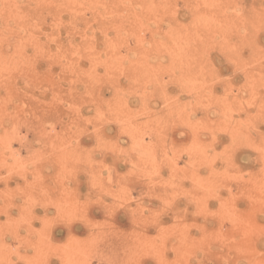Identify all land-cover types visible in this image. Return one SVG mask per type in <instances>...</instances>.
Masks as SVG:
<instances>
[{
    "label": "rangeland",
    "instance_id": "374dc122",
    "mask_svg": "<svg viewBox=\"0 0 264 264\" xmlns=\"http://www.w3.org/2000/svg\"><path fill=\"white\" fill-rule=\"evenodd\" d=\"M0 111L5 262L264 264V0H0Z\"/></svg>",
    "mask_w": 264,
    "mask_h": 264
},
{
    "label": "bare ground",
    "instance_id": "6f19581e",
    "mask_svg": "<svg viewBox=\"0 0 264 264\" xmlns=\"http://www.w3.org/2000/svg\"><path fill=\"white\" fill-rule=\"evenodd\" d=\"M0 112H1V111H0ZM4 112H5V111H4ZM2 115H3V111H2ZM4 115H6V114H4ZM1 117H2V116H1ZM14 162H15V161H14ZM11 167H12V166H11ZM92 175H93V174H92ZM92 177H93V176H92ZM29 191H30V190H29ZM27 193H28V192H27ZM64 200H65V199H64ZM45 205H46V204H45ZM52 206H53V205H52ZM0 210H1V208H0ZM61 211H63V210H61ZM46 221H47V220H46ZM46 224H47V223H46ZM44 227H45V226H44ZM17 228H18V227H17ZM8 229H9V228H8ZM30 230H31V229H30ZM4 231H5V230H4ZM9 231H11V229H10ZM31 231H33V230H31ZM3 233H4V232H3ZM32 233H33V232H32ZM36 235H37V234H36ZM39 236H41V235H39ZM15 237H16V236H15ZM17 238H18V237H17ZM19 239H20V238H19ZM40 239H41V238H40ZM42 239H43V238H42ZM49 239H50V238H49ZM4 240H5V238H4ZM47 240H48V239H47ZM16 241H17V239H16ZM21 241H22V240H21ZM42 242H43V241H42ZM71 242H72V241H71ZM39 243H40V244H39ZM47 243H48V242H47ZM77 243H78V242H77ZM8 244H9V243H8ZM32 244H33V243H32ZM38 244L41 245L42 243H41V242H38ZM38 244H37V245H38ZM4 245H5V244L2 243V241H0V264H9L8 261L5 262L6 260H4V259H6V258H5V254H6V253H5V250L7 251V249H8V248L6 249L7 246L5 245V247H4ZM37 245H36V246H37ZM42 245H43V244H42ZM42 245H41V246H42ZM34 246H35V245H34ZM36 246H35V247H36ZM44 246H45V243H44ZM44 246H43V247H44ZM74 246H75V245H74ZM10 247H11V246H10ZM32 247H33V246H32ZM45 247H46V246H45ZM50 247H51V245H50ZM72 247H73V246H72ZM9 249H10V248H9ZM12 249H13V248H12ZM42 249H43V248H42ZM10 250H11V249H10ZM10 250H8V251H10ZM34 250H35V249H34ZM36 250H37V249H36ZM49 250H50V249L48 248V250H46V251L48 252ZM76 250H77V249H76ZM8 251H7V252H8ZM51 251H52V250H51ZM67 251H68V249H67ZM12 252H13V250H12ZM12 252H11V253H12ZM35 252H36V251H35ZM38 252H39V249L37 250V253H38ZM40 252H42V250H41ZM37 253H35V254L37 255ZM39 254H40V253H38V255H39ZM7 255H9V252L7 253ZM43 255H45V252H44ZM46 255H47V253H46ZM74 255H76V254H74ZM9 256H10V255H9ZM25 256H26V255H25ZM47 256H48V255H47ZM47 256H46V257H47ZM33 257H34V259H36V258H35V255H34ZM40 257H41V256H40ZM48 257H49V256H48ZM73 257H74V256H73ZM38 258H39V257H38ZM43 258H44V256L42 257V259H43ZM68 258H69V255H68ZM75 258H76V257H75ZM9 259H11V258H9ZM29 259H30V257H29ZM44 259H45V258H44ZM64 259H65V258H64ZM71 259H72V257H71ZM46 260H47V259H46ZM50 260H51V259H50ZM40 261H41V260H40ZM62 261H63V260H62ZM65 261H66V260H65ZM70 261H72V260H70ZM10 262H12V261H10ZM67 262H68V261H67ZM35 263H38V262H36V260H35ZM30 264H34L33 261H32V263H30ZM38 264H39V263H38ZM50 264H51V263H50Z\"/></svg>",
    "mask_w": 264,
    "mask_h": 264
}]
</instances>
